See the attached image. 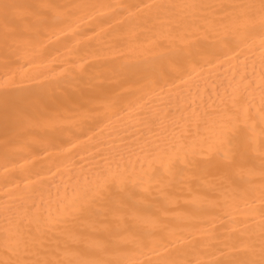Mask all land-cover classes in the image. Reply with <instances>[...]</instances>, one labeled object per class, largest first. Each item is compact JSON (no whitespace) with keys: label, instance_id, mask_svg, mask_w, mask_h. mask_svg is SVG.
Here are the masks:
<instances>
[{"label":"bare ground","instance_id":"1","mask_svg":"<svg viewBox=\"0 0 264 264\" xmlns=\"http://www.w3.org/2000/svg\"><path fill=\"white\" fill-rule=\"evenodd\" d=\"M258 2L0 0V260L259 261Z\"/></svg>","mask_w":264,"mask_h":264},{"label":"snow or ice","instance_id":"2","mask_svg":"<svg viewBox=\"0 0 264 264\" xmlns=\"http://www.w3.org/2000/svg\"><path fill=\"white\" fill-rule=\"evenodd\" d=\"M3 7L5 9H8L11 7V5L4 4ZM239 11L232 17V23L236 25L239 28H247L249 26L248 24V17L253 15L259 16V26L264 32V0H259L258 3H246L241 5L234 6ZM225 38H227V35H225ZM221 135L223 136V140L220 142L221 150L227 145L229 141L228 131L222 130ZM227 155V153H225ZM261 194L262 198H264V187L261 188ZM261 214L264 216V206H262ZM264 235V233H262ZM15 247L18 249H24L26 250L29 247L28 240L24 237H18L15 242ZM0 264H63V262L60 261H29V260H8V261H2L0 260ZM80 264H99V262H90V261H81ZM157 264H195V262L190 260H163L157 262ZM246 264H264V240H262L261 243V258L259 261L253 260L248 261Z\"/></svg>","mask_w":264,"mask_h":264}]
</instances>
